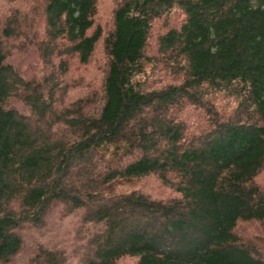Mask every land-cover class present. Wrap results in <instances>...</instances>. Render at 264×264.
Returning <instances> with one entry per match:
<instances>
[{"label": "trees", "instance_id": "obj_1", "mask_svg": "<svg viewBox=\"0 0 264 264\" xmlns=\"http://www.w3.org/2000/svg\"><path fill=\"white\" fill-rule=\"evenodd\" d=\"M22 1L42 38L0 23V264H264L237 230L264 232V0H113L107 24L99 0Z\"/></svg>", "mask_w": 264, "mask_h": 264}, {"label": "rangeland", "instance_id": "obj_2", "mask_svg": "<svg viewBox=\"0 0 264 264\" xmlns=\"http://www.w3.org/2000/svg\"><path fill=\"white\" fill-rule=\"evenodd\" d=\"M113 7V0H99L98 1V10L96 16V22L98 24H107L110 21V11ZM17 13L16 16L18 17H25L24 25L21 27V32L24 31L26 27H28L25 31L28 32L30 35L31 33L37 34V39H41L39 31L42 28L40 24L41 20V4L39 2H30L27 3L22 0H0V23H4L9 14ZM180 17L178 13H172L169 18L167 19L168 25L172 26L175 25L179 21ZM30 25V26H29ZM166 25L163 21H159L156 26L154 27V33L157 31L162 30ZM29 29V30H28ZM23 30V31H22ZM16 38H12L7 44L9 46V50L11 51L10 59L12 58L13 62L18 65L21 69L26 68L27 76L30 78L31 74L40 73L44 67H46V59L41 57L38 51L34 46V43L25 37L24 34H21ZM39 33V34H38ZM36 39V41H37ZM152 42L150 46L152 47ZM37 52H36V51ZM152 51V50H151ZM95 63L101 62L102 59V52L97 49L95 56H94ZM46 62V63H45ZM96 69L94 70L93 66H90V71L88 72V81L92 80L91 83H94L93 80H96L95 76ZM154 74V86H159L162 83H166L168 79L161 77L160 74H155V72L151 71L150 75ZM157 75V76H156ZM78 81V80H77ZM260 181L264 184V170L261 173ZM142 191L149 192L151 195H158V197L168 198L173 195L169 188L162 186L161 183L154 177L149 176L142 182ZM263 228L258 225L257 223H241L238 225V233L244 239H253L255 240L261 236L264 232ZM261 233V234H259ZM256 242V241H255ZM75 247V243H72ZM72 245V246H73ZM73 248V247H71ZM77 248V247H76ZM75 250V249H74ZM77 257V256H76ZM79 257V256H78ZM78 257L76 260L71 261L72 264H78ZM119 264H135V260L132 258H125L119 262Z\"/></svg>", "mask_w": 264, "mask_h": 264}]
</instances>
